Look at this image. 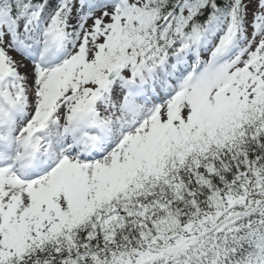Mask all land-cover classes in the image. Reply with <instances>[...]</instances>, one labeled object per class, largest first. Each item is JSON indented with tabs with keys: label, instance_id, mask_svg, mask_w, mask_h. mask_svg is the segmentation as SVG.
<instances>
[{
	"label": "snow or ice",
	"instance_id": "snow-or-ice-1",
	"mask_svg": "<svg viewBox=\"0 0 264 264\" xmlns=\"http://www.w3.org/2000/svg\"><path fill=\"white\" fill-rule=\"evenodd\" d=\"M0 264H264V0H0Z\"/></svg>",
	"mask_w": 264,
	"mask_h": 264
}]
</instances>
